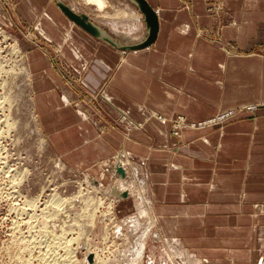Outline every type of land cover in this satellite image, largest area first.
Masks as SVG:
<instances>
[{"label": "crops", "instance_id": "1", "mask_svg": "<svg viewBox=\"0 0 264 264\" xmlns=\"http://www.w3.org/2000/svg\"><path fill=\"white\" fill-rule=\"evenodd\" d=\"M147 1L159 16L157 40L124 52L73 23L52 0H16L23 19L37 24L89 89L114 115L138 127L129 138L115 128L101 134L88 114L72 105L49 58L33 50V96L42 131L75 168L95 166L91 171L101 173L124 149L126 156L144 160L155 227L195 264H261L264 0ZM119 11L90 16L107 22ZM107 23L97 24L108 29ZM145 33L141 41L147 27ZM254 104L256 110L237 109L223 125L185 128L181 138L173 133V117L201 122ZM123 203L133 205L130 195Z\"/></svg>", "mask_w": 264, "mask_h": 264}, {"label": "rangeland", "instance_id": "2", "mask_svg": "<svg viewBox=\"0 0 264 264\" xmlns=\"http://www.w3.org/2000/svg\"><path fill=\"white\" fill-rule=\"evenodd\" d=\"M52 1L57 4V0ZM107 1L105 9L108 13L126 9L134 14L127 19L111 17L107 21L109 28H104L108 34L120 44L141 42L146 35V24L137 6L130 0ZM65 2L77 12L93 17L100 14L95 5L84 4V0ZM21 12L16 0H0V18L5 23L0 22V29L3 28L7 35L5 38L0 34V104L3 102L0 106V264H92L88 257L90 251H98L106 264H136V261L140 264H195L177 242L160 236L155 227L144 160L128 154L133 165L137 164L149 200L144 206L147 214L139 218L135 228L128 224V219L138 216L137 198L133 196V205L119 204L124 199L116 196V183L121 177L110 172L112 166L104 165L105 171L101 173L91 171L95 166L89 169L71 166L69 159L59 155L43 133L42 126L35 127L30 119L29 103L26 104L33 95V77H28L23 70L27 66L24 69H30L32 74L29 51L33 50L49 58L63 80L62 86L71 93L72 105L85 111L101 134L115 128L123 130L129 138L128 134L138 128L126 116L114 115V108L89 89L78 70L65 61L60 49L44 38L37 24L25 21ZM96 20L98 24H108ZM238 113L236 110L235 114ZM179 117L184 116L173 118ZM156 118L163 121L157 115ZM175 121L178 120H173V130ZM192 124L181 126L180 138L182 129L190 128ZM220 125L223 124L217 126ZM198 126L194 128L207 127ZM102 174H108V177L101 180ZM115 202L118 204L113 207L111 204ZM144 242V257L138 261L136 248Z\"/></svg>", "mask_w": 264, "mask_h": 264}, {"label": "bare ground", "instance_id": "3", "mask_svg": "<svg viewBox=\"0 0 264 264\" xmlns=\"http://www.w3.org/2000/svg\"><path fill=\"white\" fill-rule=\"evenodd\" d=\"M85 1V3L84 4H88V5H95L96 7H97V9H98V11H100V15H102V16H108V11H106V9L105 8H107V6H108V1L107 0H84ZM129 15V12L127 11V10H122V11H119L118 12V14H117V16H119V17H121V16H128ZM2 28V27H1ZM3 31H4V29L2 28V29H0V34H4L3 33ZM4 37L5 38H7V35L6 34H4ZM17 46V45H16ZM15 48H17V50H18V46L17 47H15ZM16 50V49H15ZM15 50H14V52H15ZM19 51V50H18ZM16 53H18V52H16ZM9 55V54H8ZM15 55H17V54H15ZM20 55V54H19ZM18 62V61H17ZM22 66V65H21ZM23 66H25V65H23ZM15 67H17V65L15 66ZM25 67H27V66H25ZM25 67H23V70H26L25 71V73L28 75V77L30 76V75H32L31 74V71H30V69H24ZM19 69L21 70V68L19 67ZM18 70V69H17ZM19 70V71H20ZM23 70H21V71H23ZM13 72V71H12ZM24 72V71H23ZM10 73V72H9ZM12 74V73H11ZM19 74H21L20 72H19ZM19 74H17V75H19ZM24 74V73H23ZM25 74V75H26ZM10 75V74H9ZM20 76V75H19ZM17 78H18V76H17ZM16 81V80H15ZM33 89V88H32ZM34 90V89H33ZM6 98H7V100H8V96H6ZM3 103V102H2ZM1 103V104H2ZM29 103V104H28ZM1 104H0V106H1ZM26 104H28L29 105V108H30V110H31V113H30V119L35 123V127L38 129V128H40L41 126H40V121H38L39 120V118H38V113H37V111H36V107H35V101H34V97H33V95H30V98H28L27 99V103ZM157 115V117H160V115H158V114H156ZM9 118V117H8ZM7 118V119H8ZM161 118V120H163L164 121V119H162V117H160ZM9 120V119H8ZM174 123V122H173ZM189 127V126H188ZM199 127V126H198ZM182 130H184V128L182 129ZM44 133V132H43ZM177 136V135H176ZM44 143V142H43ZM127 154H121V153H119V155H117V157L116 158H113V162L116 164L117 163V161L118 162H120V163H122V165L124 166V168L126 169V171H127V176L125 177V178H119L118 179V183H116V187H118L119 188V190H121V191H129L130 192V197L131 198H133V196L135 197L136 196V208L138 209V212H136L137 214H138V216L137 217H135V216H133V217H130L129 219H128V224L129 225H132V227H135V228H137V226H138V224H139V218L141 219L142 217H144V216H146V209H145V205L149 202V200L147 199V197H146V192H145V186H144V184H143V182L140 180V178H139V173H138V171H137V164L135 165H133V162L130 160L131 158H129L128 156H126ZM117 160V161H116ZM3 167V166H2ZM10 167V166H9ZM4 169V168H3ZM10 170V169H9ZM11 171V170H10ZM134 171V172H133ZM17 172V171H16ZM11 173V172H10ZM3 174V173H2ZM11 174H13V173H11ZM11 176V175H10ZM1 177V176H0ZM108 177V174H102V176H101V180H105V178H107ZM19 180V179H18ZM109 180V179H108ZM140 182V183H139ZM146 182V181H145ZM11 185V184H10ZM138 185H139V187H138ZM142 185V186H141ZM148 187V186H147ZM99 188V187H98ZM112 188V187H111ZM137 188H139V189H137ZM15 189V188H14ZM145 189V190H144ZM101 190V189H100ZM95 191V190H94ZM103 191V190H102ZM97 193L99 192V191H96ZM105 193V192H104ZM137 193V194H136ZM135 194V195H134ZM105 195V194H104ZM70 199V198H69ZM120 199V198H119ZM134 199V198H133ZM66 200H68V199H66ZM26 201V200H25ZM113 200H111V202H112ZM115 201H117V200H115ZM121 202V201H120ZM35 203V202H34ZM63 203V202H62ZM65 203V202H64ZM32 204V203H31ZM118 203L117 202H115V203H112L111 205H113V207L114 206H116ZM110 205V206H111ZM34 206V205H33ZM30 208V207H29ZM116 208V207H115ZM34 209V208H33ZM111 209H112V207H111ZM111 211V210H110ZM112 213H113V211H111ZM108 214V213H107ZM150 217H152V216H150ZM112 219V218H111ZM156 221V220H155ZM152 223V222H151ZM117 225V224H116ZM152 225V224H151ZM154 226V225H153ZM131 227V228H132ZM150 228L151 227H149V229L147 230V232L150 230ZM133 229V228H132ZM150 234V233H149ZM148 236V235H147ZM144 248H145V242L144 243H140L138 246H137V248H136V250H137V255L135 256V258H136V260L138 259V261H140L141 260V258H142V256H143V252H144ZM97 252V253H96ZM95 253L93 252V251H90L88 254H89V256L88 257H92L93 258V263L94 264H106L107 262H105L104 260H103V258L100 256V254H99V252L98 251H96ZM95 256H94V255ZM144 257V256H143ZM183 258V257H182ZM92 263V264H93ZM139 264H140V262H138ZM137 263V261H136V264H138ZM194 263V262H193Z\"/></svg>", "mask_w": 264, "mask_h": 264}, {"label": "water", "instance_id": "4", "mask_svg": "<svg viewBox=\"0 0 264 264\" xmlns=\"http://www.w3.org/2000/svg\"><path fill=\"white\" fill-rule=\"evenodd\" d=\"M134 3L138 10L143 14L144 21L146 22L147 27V38L139 43L136 44H119L114 38H112L108 32L98 25L96 22L93 21L91 16L85 12H77L69 5L65 4L62 0H57V4L60 9L64 12V14L76 25L83 28L86 32L107 42L108 44L112 45L113 47L124 51V52H131V51H139L146 49L152 46L158 37L160 23H159V16L156 10L152 7V5L147 0H130ZM114 168H111L113 171ZM116 174L122 178L126 177V171L122 165L116 166ZM116 196L127 198L129 196L128 191H121L116 188ZM89 261L93 263V258L90 256Z\"/></svg>", "mask_w": 264, "mask_h": 264}, {"label": "built area", "instance_id": "5", "mask_svg": "<svg viewBox=\"0 0 264 264\" xmlns=\"http://www.w3.org/2000/svg\"><path fill=\"white\" fill-rule=\"evenodd\" d=\"M257 107H258V105L257 104H254V105L241 106L240 108H236V109L226 110V111L220 112L219 114H217L213 118H210L208 120H204L203 123L202 122L193 123L191 127H196L197 125H199L200 127L201 126L204 127V126H213V125L225 124L227 121H229L230 119L234 118L235 116H237L239 114V113L238 114H235V112H236L237 109H239L240 111L242 109L249 111V110H254ZM160 117H162V116H160ZM162 119H164V121H166L165 118L162 117ZM173 120H178V121H175L176 125L174 126L173 133L175 135L179 136L180 131H181V126L184 124L185 125L184 127H188V123L189 122L187 120H185L184 117H179V118L172 119V122H173ZM121 154H123V152ZM118 165H122V163H120V162L117 161L116 164L110 165V166H112L111 168H114V170L112 171V173H115L116 174V166H118ZM111 168H110V171H111ZM123 168H124V166H123ZM125 171H126V169H125ZM126 176H127V171H126ZM129 194H130V192H129ZM261 264H264V258H263Z\"/></svg>", "mask_w": 264, "mask_h": 264}]
</instances>
